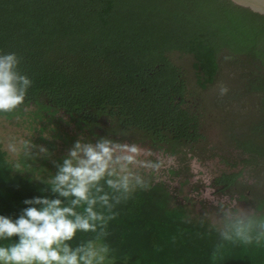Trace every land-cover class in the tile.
Returning a JSON list of instances; mask_svg holds the SVG:
<instances>
[{
	"label": "trees",
	"instance_id": "trees-1",
	"mask_svg": "<svg viewBox=\"0 0 264 264\" xmlns=\"http://www.w3.org/2000/svg\"><path fill=\"white\" fill-rule=\"evenodd\" d=\"M7 52L32 83L24 104L0 117L28 115L56 131L67 117L93 142L107 136L179 161L217 159L228 170L211 187L235 191L254 210L221 229L195 220L167 181L118 201L104 185L112 207L96 210L106 223L78 231L72 246L105 243L111 264H264V15L230 0H0ZM181 55L192 58L201 91L225 89L213 139L174 59ZM6 155L0 145V215L18 216L25 198L55 196L12 170Z\"/></svg>",
	"mask_w": 264,
	"mask_h": 264
},
{
	"label": "clouds",
	"instance_id": "clouds-1",
	"mask_svg": "<svg viewBox=\"0 0 264 264\" xmlns=\"http://www.w3.org/2000/svg\"><path fill=\"white\" fill-rule=\"evenodd\" d=\"M18 65L14 52L0 54V114L13 113L23 105L31 86L32 81L18 70ZM40 131L49 136V131ZM33 148L38 152L33 153ZM5 151V163L12 170L31 172L32 179L46 184L47 191L55 196L25 198L26 206L18 216L0 215V264H105L110 251L107 244L89 240L72 246L69 242L78 231L96 232L98 225L102 230L107 218L96 210V205L112 207L104 185L112 190V200L118 201L138 187L149 186L134 169L155 172L163 165L159 158L139 159L138 145L119 144L107 136L94 142L76 140L47 178L30 171L36 168L28 163L38 155H47L44 146L34 145L29 139H11ZM258 228L264 235V223Z\"/></svg>",
	"mask_w": 264,
	"mask_h": 264
},
{
	"label": "rangeland",
	"instance_id": "rangeland-1",
	"mask_svg": "<svg viewBox=\"0 0 264 264\" xmlns=\"http://www.w3.org/2000/svg\"><path fill=\"white\" fill-rule=\"evenodd\" d=\"M174 59L189 79L190 88L193 91V97L190 98L191 102L196 101V99L201 102L199 111L202 114L204 132L213 139L217 132L216 120L222 115V108L216 106V100L219 99V92H221L219 83L207 91H201L196 86L192 58L181 55L176 56ZM220 85L222 86V84ZM43 125H46L45 121L43 124L33 123L28 115L12 120L0 117V145L5 150L6 143L11 139H29L34 145H42L47 149L50 147L47 155L41 154L35 160L28 161L33 168H38L37 172L36 169H29L30 171L40 176L44 175L47 178L56 171V165L62 162L63 157L67 155L68 150L76 140H89V138L85 137L75 124L69 122L67 117H64L60 122L59 131L55 130L53 124H47L45 130L49 131L48 137H45L40 131ZM41 138L46 143L40 142ZM55 147L56 149H54ZM52 148L53 150H51ZM139 148L141 149L139 159L154 161L159 158L163 161V165L155 172L149 168L140 167L134 170L140 172L148 185L167 181V184L177 193L176 200L188 207L195 220L204 221L223 229L227 219L246 218L254 212L252 206L245 201H241L235 191L231 190L228 193L220 194L215 188L211 187L212 180L228 170L219 160L201 161L187 155V158L179 161L175 157L162 152H154L148 147L139 146ZM32 151L37 153L38 148H33ZM172 170L177 172L173 175L169 173ZM19 173L28 179H32L31 172ZM188 174L192 175L191 180L181 187L179 185L180 182H183L181 176L185 177ZM139 189L142 188L138 187L135 190ZM110 262L108 259L105 264H111Z\"/></svg>",
	"mask_w": 264,
	"mask_h": 264
},
{
	"label": "water",
	"instance_id": "water-1",
	"mask_svg": "<svg viewBox=\"0 0 264 264\" xmlns=\"http://www.w3.org/2000/svg\"><path fill=\"white\" fill-rule=\"evenodd\" d=\"M235 5L251 9L253 12L264 15V0H230Z\"/></svg>",
	"mask_w": 264,
	"mask_h": 264
}]
</instances>
